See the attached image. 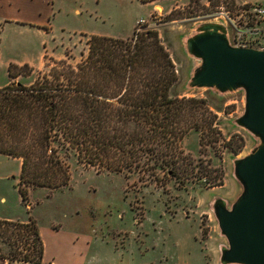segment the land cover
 <instances>
[{"label": "rangeland", "instance_id": "obj_1", "mask_svg": "<svg viewBox=\"0 0 264 264\" xmlns=\"http://www.w3.org/2000/svg\"><path fill=\"white\" fill-rule=\"evenodd\" d=\"M233 1L22 0L17 12L9 6L8 14L17 15L18 22L0 20V87L10 80L30 83L50 59L68 54L72 63L79 62L90 34L126 39L146 24L158 32L174 60L179 74L175 93L206 99L220 131V141L213 145L201 146L200 132L194 130L180 141L189 161L221 172L219 186L183 181L161 169L153 175L98 171L72 156L70 182L58 189L30 188L26 205L17 187L19 162L9 158V173L0 165V219L36 220L45 244L40 264H218L225 240L208 198L211 192L231 198L239 189L232 159L248 152L256 140L233 123L244 107L242 91L219 97L202 89L186 90L191 60L181 36L202 21L219 20L232 27L228 16L237 17L250 6L264 7V0ZM258 23L264 31V18ZM25 63L33 69L30 75L9 77L11 64ZM228 143L241 146L240 152L226 147ZM0 264H6L3 258Z\"/></svg>", "mask_w": 264, "mask_h": 264}, {"label": "trees", "instance_id": "obj_2", "mask_svg": "<svg viewBox=\"0 0 264 264\" xmlns=\"http://www.w3.org/2000/svg\"><path fill=\"white\" fill-rule=\"evenodd\" d=\"M86 44L79 62L68 54L50 59L30 83L10 80L0 87V153L22 158L17 187L24 204L32 187L68 184L72 156L98 171L151 175L161 169L183 181L219 186L217 168L189 161L180 149L193 130L200 132L201 146L220 141L216 114L206 99L175 93L179 74L158 32L134 29L126 39L90 34ZM32 72L28 63L11 64L8 75ZM39 231L32 218L0 219V257L6 264L42 263Z\"/></svg>", "mask_w": 264, "mask_h": 264}, {"label": "water", "instance_id": "obj_3", "mask_svg": "<svg viewBox=\"0 0 264 264\" xmlns=\"http://www.w3.org/2000/svg\"><path fill=\"white\" fill-rule=\"evenodd\" d=\"M223 21L199 22L181 36L191 60L186 90L219 97L242 91L244 107L233 121L256 140L232 159L239 189L230 197L208 198L219 233L218 264H264V47L237 45Z\"/></svg>", "mask_w": 264, "mask_h": 264}, {"label": "built area", "instance_id": "obj_4", "mask_svg": "<svg viewBox=\"0 0 264 264\" xmlns=\"http://www.w3.org/2000/svg\"><path fill=\"white\" fill-rule=\"evenodd\" d=\"M262 17L264 18L262 6L246 7L237 17H227L233 28V40L237 45L264 47V31L258 23V19ZM141 23L143 24L144 20L141 19L139 24ZM145 25L137 29L141 30Z\"/></svg>", "mask_w": 264, "mask_h": 264}, {"label": "crops", "instance_id": "obj_5", "mask_svg": "<svg viewBox=\"0 0 264 264\" xmlns=\"http://www.w3.org/2000/svg\"><path fill=\"white\" fill-rule=\"evenodd\" d=\"M22 4V0H0V20L3 19L5 22H18V16L15 15V17L11 14V12L13 11L12 7H14L15 12H17V9H19V6ZM9 6L11 8V12L8 14V9ZM7 11V12H6ZM42 25V24H40ZM9 158L11 160H17L19 162V174L21 171V167H22V158L21 157H10V155L7 154H3L0 153V165H2V167H4L5 171H9L8 170V160ZM10 172V171H9ZM8 172V173H9ZM3 199V198H2ZM19 221V220H18ZM2 258V257H0ZM4 259V258H3ZM5 260V259H4ZM7 262V260H5V263ZM54 263V262H53Z\"/></svg>", "mask_w": 264, "mask_h": 264}]
</instances>
